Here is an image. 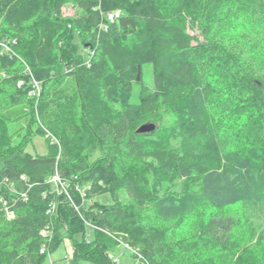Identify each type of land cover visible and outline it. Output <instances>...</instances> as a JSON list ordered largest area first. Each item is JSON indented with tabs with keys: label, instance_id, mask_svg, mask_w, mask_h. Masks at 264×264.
<instances>
[{
	"label": "trees",
	"instance_id": "1",
	"mask_svg": "<svg viewBox=\"0 0 264 264\" xmlns=\"http://www.w3.org/2000/svg\"><path fill=\"white\" fill-rule=\"evenodd\" d=\"M65 241L264 264V0H0V264Z\"/></svg>",
	"mask_w": 264,
	"mask_h": 264
},
{
	"label": "rangeland",
	"instance_id": "2",
	"mask_svg": "<svg viewBox=\"0 0 264 264\" xmlns=\"http://www.w3.org/2000/svg\"><path fill=\"white\" fill-rule=\"evenodd\" d=\"M116 11V10H115ZM120 11V10H119ZM63 12L65 15H74L76 11L72 9L69 5L65 6L63 8ZM121 12V11H120ZM140 67L137 69V74L138 71H140V79L141 75L143 77V82L147 86H152L153 84V75H152V66L150 64H146L143 66L142 72ZM137 74H136V81H137ZM140 79L137 81L139 82ZM138 87H135L133 90V102H137V91L139 90ZM180 184L177 183L175 185L176 188H179ZM102 201L108 202L109 198H101ZM71 246L68 241H65L62 243L55 251H53L51 254H49L42 264H68L67 262V257L71 256ZM110 256H112L114 259H118L120 264H132V259L130 257V251L127 249L126 246L122 244H118L113 250L110 252ZM80 264H93L88 261H80Z\"/></svg>",
	"mask_w": 264,
	"mask_h": 264
},
{
	"label": "built area",
	"instance_id": "3",
	"mask_svg": "<svg viewBox=\"0 0 264 264\" xmlns=\"http://www.w3.org/2000/svg\"><path fill=\"white\" fill-rule=\"evenodd\" d=\"M103 15H105V18H106L107 22H114L115 20H117L120 17L121 12L119 10H116V11H112V12H109V13L103 14ZM104 27L105 26L103 25L102 28H104ZM26 71L29 72V69L27 68ZM30 83L33 86V90L31 92V94L32 95H35V94L38 95L39 94V90H40L39 82L36 81L33 77H31ZM51 180L57 186V188L62 189L63 191H65L64 190V182L60 179V177H59V175L57 173L53 175Z\"/></svg>",
	"mask_w": 264,
	"mask_h": 264
},
{
	"label": "water",
	"instance_id": "4",
	"mask_svg": "<svg viewBox=\"0 0 264 264\" xmlns=\"http://www.w3.org/2000/svg\"><path fill=\"white\" fill-rule=\"evenodd\" d=\"M140 70V68H139ZM140 79V71H138L137 74V81ZM156 130V125L149 122V123H145L143 125H141L138 130L136 131L137 134H146V133H151L154 132Z\"/></svg>",
	"mask_w": 264,
	"mask_h": 264
},
{
	"label": "bare ground",
	"instance_id": "5",
	"mask_svg": "<svg viewBox=\"0 0 264 264\" xmlns=\"http://www.w3.org/2000/svg\"><path fill=\"white\" fill-rule=\"evenodd\" d=\"M105 14V13H104ZM51 181V180H50Z\"/></svg>",
	"mask_w": 264,
	"mask_h": 264
}]
</instances>
